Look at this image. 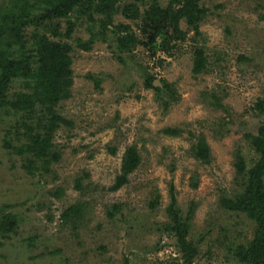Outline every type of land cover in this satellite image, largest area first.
Wrapping results in <instances>:
<instances>
[{
	"label": "rangeland",
	"instance_id": "1",
	"mask_svg": "<svg viewBox=\"0 0 264 264\" xmlns=\"http://www.w3.org/2000/svg\"><path fill=\"white\" fill-rule=\"evenodd\" d=\"M184 1L138 0L133 15L125 9L134 0H120L107 27L106 16L77 7L27 27L29 48L37 31L72 47V94L60 105L71 124L55 134L62 155L53 171L28 172L5 145L8 136L17 143L10 126L18 117L0 107V220L14 218L0 236V264H250L236 250L253 240L255 222L223 200L244 190L236 152L249 168L257 159L246 135L264 124V0H197L207 9L198 31L186 17L156 35L144 23L152 3L178 9ZM11 5L0 0V10ZM128 33L137 43L122 49ZM198 49L206 63L195 73ZM28 82L15 78L9 96L28 91ZM200 135L210 163L192 154ZM131 145L141 162L112 189ZM172 186L182 217L192 211L190 261L169 229ZM81 201L82 214L61 217Z\"/></svg>",
	"mask_w": 264,
	"mask_h": 264
},
{
	"label": "trees",
	"instance_id": "2",
	"mask_svg": "<svg viewBox=\"0 0 264 264\" xmlns=\"http://www.w3.org/2000/svg\"><path fill=\"white\" fill-rule=\"evenodd\" d=\"M118 1L120 0H12L10 7L0 10V107L13 111L18 117L15 124L10 126L12 129L10 135L17 143L11 144V138L8 136L5 145L14 147L15 153L24 160L23 165L28 172H52L54 165L61 159L62 153L56 144L55 134L63 125L71 124L61 112L60 105L72 94L74 72L70 55L72 47L69 43L51 40L46 33L41 34L37 31L34 32L32 39L33 47L29 48L26 39L27 27L41 20L70 17L76 7L85 8L90 13L103 14L106 16L103 26L107 27L109 21L106 20L111 19L118 10L116 7ZM136 1L138 0H134L125 11L137 15L139 7ZM36 9L40 10V15L36 14ZM206 12L207 9L199 6L197 0H185L183 6L178 9L152 3L145 11L144 23L150 25L153 34L156 35L164 32L168 26H174L180 17H186L189 19L190 29L198 31L199 21L204 19ZM179 33L181 36L184 35L181 30ZM119 41L122 49L130 48L137 43L136 37L130 33L120 36ZM17 50H24L26 53L19 56ZM203 54L202 49L197 50L195 73L204 70L206 59ZM33 57L36 58L35 63L32 61ZM17 77L28 80L29 89L9 96L10 85ZM88 77L96 79L93 74H89ZM152 79L148 78L147 81L150 87H154ZM164 131L169 135H179L182 132L181 129L173 127H168ZM246 136L257 153V159L249 168L243 152L241 150L236 152L234 165L239 175L245 179L244 190L223 201L228 208L244 213L256 225L253 240L248 245H239L237 255L250 264H264V124L260 126L256 135ZM191 149L196 159L205 163L211 162V149L204 135L198 137V142L193 144ZM140 162L141 156L136 145L129 146L123 155L121 172L112 189L120 188ZM77 187L83 189L81 180L77 181ZM171 198L168 211L173 221L169 223V229L178 233L179 243L190 261L197 251L187 240L192 211L186 218L182 217L177 208L173 186ZM81 202L72 204L61 217L66 219L82 214L85 206L83 201ZM155 204L153 201L152 206ZM112 208L117 210L119 205H113ZM12 218L11 215L2 217L0 236L12 231L14 227Z\"/></svg>",
	"mask_w": 264,
	"mask_h": 264
}]
</instances>
